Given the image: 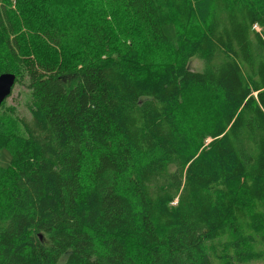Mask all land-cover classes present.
<instances>
[{"label": "trees", "instance_id": "trees-1", "mask_svg": "<svg viewBox=\"0 0 264 264\" xmlns=\"http://www.w3.org/2000/svg\"><path fill=\"white\" fill-rule=\"evenodd\" d=\"M110 1L144 65L129 47L67 70L0 56L29 95V118L0 124V264H264V0Z\"/></svg>", "mask_w": 264, "mask_h": 264}, {"label": "rangeland", "instance_id": "rangeland-1", "mask_svg": "<svg viewBox=\"0 0 264 264\" xmlns=\"http://www.w3.org/2000/svg\"><path fill=\"white\" fill-rule=\"evenodd\" d=\"M110 2V0H0V56L8 58L9 55L11 63L18 67L21 62H47L61 70H67L84 59L106 55L115 57L116 50L129 47L137 51V64L144 65L153 54L147 46L143 29L133 20L118 13ZM97 22L102 24L107 34L105 42L100 46L90 45L82 38L84 29ZM253 28L259 31L256 26ZM60 32L65 34V38L58 46L49 44L45 36ZM191 33L197 34L198 30L195 28ZM173 55L174 52L169 50L155 54L160 62H173ZM187 68L193 72L204 70L203 62L198 57L189 59ZM140 73L148 75L146 71ZM13 75L15 79L19 78L17 74ZM28 97L22 81L13 84L10 95L0 108V124H6L8 120L29 118L25 108ZM180 105L191 114L197 110L202 116L210 113L209 100L202 96H192ZM208 142L209 139L204 138L199 144L204 147ZM7 162L6 151L0 149V166L4 167ZM175 202L176 200L169 206H173ZM225 260L212 257L211 264H224Z\"/></svg>", "mask_w": 264, "mask_h": 264}, {"label": "water", "instance_id": "water-1", "mask_svg": "<svg viewBox=\"0 0 264 264\" xmlns=\"http://www.w3.org/2000/svg\"><path fill=\"white\" fill-rule=\"evenodd\" d=\"M14 79L11 73L0 74V105L10 95Z\"/></svg>", "mask_w": 264, "mask_h": 264}]
</instances>
